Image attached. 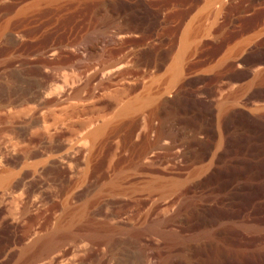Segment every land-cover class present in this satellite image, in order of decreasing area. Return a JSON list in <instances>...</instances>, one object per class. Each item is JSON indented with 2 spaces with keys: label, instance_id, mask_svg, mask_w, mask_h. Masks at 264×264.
<instances>
[{
  "label": "rangeland",
  "instance_id": "1",
  "mask_svg": "<svg viewBox=\"0 0 264 264\" xmlns=\"http://www.w3.org/2000/svg\"><path fill=\"white\" fill-rule=\"evenodd\" d=\"M0 264H264V0H0Z\"/></svg>",
  "mask_w": 264,
  "mask_h": 264
},
{
  "label": "bare ground",
  "instance_id": "2",
  "mask_svg": "<svg viewBox=\"0 0 264 264\" xmlns=\"http://www.w3.org/2000/svg\"><path fill=\"white\" fill-rule=\"evenodd\" d=\"M185 34H186V33H185ZM185 40H186V39H185ZM184 42H185V41H184ZM178 62H179V61H178ZM178 65H179V64H178ZM177 67H178V66H177ZM179 68H180V67H179ZM172 69H174V67H173ZM136 99H137V98H136ZM136 99H135V100H136ZM135 100H134V101H131L132 104L135 102ZM137 100H138V99H137ZM128 102H129V105H131V104H130V101H128ZM127 104H128V103H127ZM123 106H124V104H123ZM125 106H126V105H125ZM126 107H127V106H126ZM122 108H123V107H122ZM128 108H131V107H128ZM124 109H125V108H124ZM124 109H122V110H124ZM122 110H121V111H122ZM119 112H120V111H119Z\"/></svg>",
  "mask_w": 264,
  "mask_h": 264
}]
</instances>
